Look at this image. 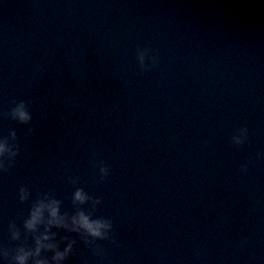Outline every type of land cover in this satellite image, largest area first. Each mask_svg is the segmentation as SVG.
<instances>
[{"label": "water", "instance_id": "95a60500", "mask_svg": "<svg viewBox=\"0 0 264 264\" xmlns=\"http://www.w3.org/2000/svg\"><path fill=\"white\" fill-rule=\"evenodd\" d=\"M145 47L159 57L146 72ZM20 102L30 123L12 118ZM0 138L17 152L0 170L5 264L34 243L32 203L49 193L73 215L78 188L115 231L60 230L61 250L75 241L66 264H264V4L0 0Z\"/></svg>", "mask_w": 264, "mask_h": 264}, {"label": "clouds", "instance_id": "9594fccd", "mask_svg": "<svg viewBox=\"0 0 264 264\" xmlns=\"http://www.w3.org/2000/svg\"><path fill=\"white\" fill-rule=\"evenodd\" d=\"M264 4V0H260ZM136 60L142 71H150L159 64V57L150 48L145 47L136 54ZM12 118L22 124L31 122L32 116L24 102L18 103L11 112ZM15 139V133H12ZM234 145H243L248 139V129L241 128L232 136ZM17 152L10 145L8 139L0 138V170H7L6 161L15 159ZM94 166L98 169V175L102 179L108 178L110 168L106 163L96 158ZM241 171L247 173L248 163L241 164ZM31 193L27 188H21L19 197L21 202L29 199ZM72 202L76 206L73 215L62 212L61 201L49 193L39 196L31 205L28 215L23 222L25 232L31 233L34 243L32 245L21 246L16 249L15 255L11 258V264H66L73 253L74 240H68L66 246L61 250V241L57 240L60 230L65 232L78 233L87 238V242L104 241L112 239L114 235V225L110 219L103 217L93 218V216L82 210L84 206L91 202L93 206L100 203L93 200L82 188L76 189L72 194ZM56 229L57 231H53ZM11 239L19 241L21 232L15 224L10 225ZM67 240V238H64ZM116 243V241H113ZM247 245V240L240 242L241 247ZM51 253L50 259L44 255ZM9 253L5 249H0V264H5Z\"/></svg>", "mask_w": 264, "mask_h": 264}]
</instances>
